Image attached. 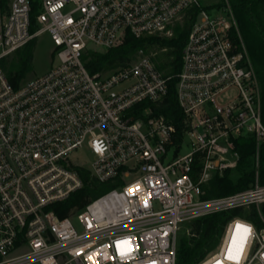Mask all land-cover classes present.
<instances>
[{
  "label": "built area",
  "instance_id": "2783aa9c",
  "mask_svg": "<svg viewBox=\"0 0 264 264\" xmlns=\"http://www.w3.org/2000/svg\"><path fill=\"white\" fill-rule=\"evenodd\" d=\"M186 16L193 22L176 74L158 67L157 50L94 73L84 65L88 50L127 33L171 36ZM41 32L54 45L49 70L14 86L0 65V264H176L183 222L252 205L263 226L231 217L218 250L197 264H264L257 170L248 188L204 197L214 173L236 166L238 138L255 139L256 167L264 142L260 83L227 0L214 12L202 0H10L0 9V59ZM172 77L179 139L164 116L137 108L161 100ZM185 138L191 149L179 155ZM83 143L92 159L74 162ZM77 166L119 184L60 218L54 207L82 186Z\"/></svg>",
  "mask_w": 264,
  "mask_h": 264
},
{
  "label": "trees",
  "instance_id": "16d2710c",
  "mask_svg": "<svg viewBox=\"0 0 264 264\" xmlns=\"http://www.w3.org/2000/svg\"><path fill=\"white\" fill-rule=\"evenodd\" d=\"M236 20L239 33L243 39L250 61L261 87V120L264 124V0H227ZM9 0H0V9L6 11ZM224 4V2L222 3ZM192 16H186L175 24L171 36L146 35L135 38L127 33L123 41L105 51L88 50L83 56L84 65L89 72L107 70L132 59L134 53L143 49L146 52L158 50L156 61L158 67L167 74H176L181 67V54L187 39ZM32 40L13 51L15 57L9 62L0 59L9 82L18 86L23 78L25 68L32 58ZM176 77L168 82L167 93L155 102H142L137 108L149 107L155 115H162L172 122L177 129L176 138L181 136L183 113L176 95ZM238 160L236 166L226 169L223 173H214L206 185L204 197H216L237 192L251 186L255 181L257 170L258 181L264 184V142L259 146L258 166H255V139L241 137L236 140ZM200 163L195 159L192 164L193 174L200 170ZM76 170L82 186L71 195L59 202L54 210L58 217L69 215L72 208H82L98 193L117 186L118 181L98 182L84 167ZM261 213L264 205L260 206ZM233 216H241L252 221L256 227H262L263 221L257 208L252 205L248 209L235 207L229 211H219L194 218L189 221L190 234L178 238L176 264H197L218 244L226 222Z\"/></svg>",
  "mask_w": 264,
  "mask_h": 264
},
{
  "label": "rangeland",
  "instance_id": "374dc122",
  "mask_svg": "<svg viewBox=\"0 0 264 264\" xmlns=\"http://www.w3.org/2000/svg\"><path fill=\"white\" fill-rule=\"evenodd\" d=\"M202 2H203V4H205V6H207L211 10V12H214L217 9V7L220 6L224 2V0H202ZM175 24L173 25V28H174ZM53 49H54L53 42H52V40H51V38L47 32L39 33L32 40V44H31L32 58H31V61L29 62V64L27 65V67L25 68L24 75H23L21 82H24V81H26V80L34 77V76L43 74L44 72L49 70V68L52 65L56 64V58H54L53 54H52ZM157 52H159V51L157 50ZM14 57H15L14 53L11 52L10 54H8L6 56L5 62L9 63ZM136 57H137V54L134 53L132 58L135 59ZM190 149H191L190 140H189V138H185L183 146L181 147V149L179 151V155H182V154L188 152ZM173 152H174V148H171L168 151V157H172ZM70 157L74 162L86 163L92 159V154H90L87 144L83 143L81 148L74 150L73 152L70 153ZM133 178H135V175H131L129 177V180H132ZM107 190H109V189H107ZM107 190H104V191L98 193L96 196H94V198L103 194ZM262 205H264V204H262ZM262 215L264 217V211L262 212ZM72 221H73L75 227L78 228V230H80V226H79V223H78L76 217H74L72 219ZM188 230H190L189 222H183L180 225V228L178 230V238L183 237V236L187 237L189 235L187 232ZM220 240H221V238H220ZM219 245H220V241L208 253V255H211L213 252L217 251ZM208 255H206V256H208Z\"/></svg>",
  "mask_w": 264,
  "mask_h": 264
},
{
  "label": "snow or ice",
  "instance_id": "6c2138e0",
  "mask_svg": "<svg viewBox=\"0 0 264 264\" xmlns=\"http://www.w3.org/2000/svg\"><path fill=\"white\" fill-rule=\"evenodd\" d=\"M236 231L239 233V232H243V233H247L249 231L248 228L242 226V225H237L236 226ZM236 240H235V237H233V244H235ZM121 243H127L126 241H122ZM232 252H233V249L232 247L230 246L229 249H228V259H234L235 257L232 255Z\"/></svg>",
  "mask_w": 264,
  "mask_h": 264
}]
</instances>
